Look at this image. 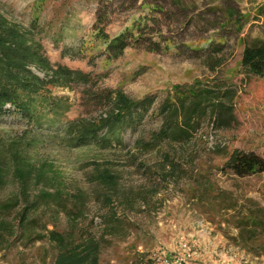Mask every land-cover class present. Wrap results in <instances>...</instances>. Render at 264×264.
Wrapping results in <instances>:
<instances>
[{
	"label": "rangeland",
	"instance_id": "374dc122",
	"mask_svg": "<svg viewBox=\"0 0 264 264\" xmlns=\"http://www.w3.org/2000/svg\"><path fill=\"white\" fill-rule=\"evenodd\" d=\"M262 5L264 0H0V10L8 17L34 26L54 65L89 72L96 80L52 90L71 103L64 121L97 117L105 109V102L94 97L100 88H122L134 98L152 96L155 104L139 132L126 136L133 146L140 132L150 138L160 128L159 107L177 85L187 89L197 82L225 83L236 93L237 122L232 127L216 128L206 115L188 141L167 140L161 150L143 156L159 183L157 204L125 212L132 232L104 249L102 264H149L154 250L174 257L182 253L183 241L189 242L197 264H264V256H253L230 238L238 232L235 212L248 208L251 200L264 206V173L241 177L221 168L235 148L264 156V78H249L241 66L247 40L264 37ZM99 26L110 36L133 32L131 45L120 55L108 52L96 37ZM215 46L222 48L225 62L211 70L205 58ZM65 47L72 48V55H63ZM155 47L158 51L151 50ZM61 125L55 122L35 131L11 112L0 117V136L10 140L38 135V144H25L30 155L53 162L71 187L90 189L87 172L96 160L118 169L126 186L153 184L152 176L127 165L124 152L64 146L57 134ZM166 154L179 164L172 174ZM13 189L9 183L1 196ZM230 204L235 208H227ZM90 211H98L94 202ZM39 245L22 253L0 250V264H53L52 252L46 262L41 260Z\"/></svg>",
	"mask_w": 264,
	"mask_h": 264
},
{
	"label": "trees",
	"instance_id": "16d2710c",
	"mask_svg": "<svg viewBox=\"0 0 264 264\" xmlns=\"http://www.w3.org/2000/svg\"><path fill=\"white\" fill-rule=\"evenodd\" d=\"M260 12L264 14V5ZM132 34L126 30L110 36L104 27L96 28V37L106 50L118 55L131 45ZM71 50L65 47L63 55H72ZM151 50L158 51L156 47ZM221 52L222 48L215 46L206 56L211 70L224 64ZM241 66L249 78H264V37L247 40ZM74 83L95 84L96 80L89 72L54 65L34 26L25 27L0 10V117L17 113L35 131L61 122L57 134L64 146L119 150L126 154L127 165L152 178L155 171L143 158L145 154L161 150L167 140L188 141L206 115L219 129L237 122L236 93L225 83L210 86L197 82L187 89L177 85L159 107L160 128L150 138L140 132L132 146L126 136L129 131L139 132L155 98H134L122 88H100L94 97L105 102V109L97 117L64 121L71 103L52 90ZM39 141V136L31 133L10 140L0 136V250L21 252L40 243L43 262L52 252L53 264H102L104 249L114 241L127 239L132 232L133 223L125 212L156 206L160 191L157 177L150 186H126L118 169L108 161L96 160L87 172L90 189L71 187L53 162L30 155L25 144ZM165 161L173 170L169 174L178 169L179 164L167 154ZM221 168L241 177L264 173V156L235 148ZM9 183L14 189L1 196ZM92 202L98 211L91 215ZM234 217L238 232L230 237L233 243L253 256H264V206L251 200L249 207L235 212ZM147 262L154 263L151 256Z\"/></svg>",
	"mask_w": 264,
	"mask_h": 264
},
{
	"label": "built area",
	"instance_id": "2783aa9c",
	"mask_svg": "<svg viewBox=\"0 0 264 264\" xmlns=\"http://www.w3.org/2000/svg\"><path fill=\"white\" fill-rule=\"evenodd\" d=\"M181 249L182 253L174 257H170L159 250L152 251L150 256L154 264H197L194 261V252L188 241H183L181 243Z\"/></svg>",
	"mask_w": 264,
	"mask_h": 264
},
{
	"label": "crops",
	"instance_id": "0c3cea01",
	"mask_svg": "<svg viewBox=\"0 0 264 264\" xmlns=\"http://www.w3.org/2000/svg\"><path fill=\"white\" fill-rule=\"evenodd\" d=\"M222 256H225V254L222 253ZM226 258H227V260H230L232 257L230 258L227 256ZM255 260H259V257H255ZM251 262L254 263L255 261L252 260Z\"/></svg>",
	"mask_w": 264,
	"mask_h": 264
}]
</instances>
